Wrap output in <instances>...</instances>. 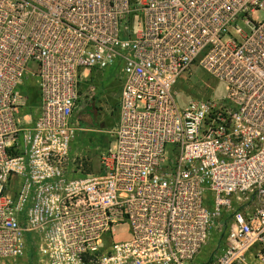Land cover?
I'll return each mask as SVG.
<instances>
[{
    "label": "built area",
    "instance_id": "obj_1",
    "mask_svg": "<svg viewBox=\"0 0 264 264\" xmlns=\"http://www.w3.org/2000/svg\"><path fill=\"white\" fill-rule=\"evenodd\" d=\"M0 264H264V0H0Z\"/></svg>",
    "mask_w": 264,
    "mask_h": 264
},
{
    "label": "rangeland",
    "instance_id": "obj_2",
    "mask_svg": "<svg viewBox=\"0 0 264 264\" xmlns=\"http://www.w3.org/2000/svg\"><path fill=\"white\" fill-rule=\"evenodd\" d=\"M257 18H261V15H257ZM196 68V67H195ZM111 72L107 73V76H110ZM112 83L111 80L107 79L105 82H103L102 87L105 88V85H110ZM212 84L211 78L208 74L205 72L201 71L200 69H194V75L189 76L185 75L177 84V88L180 90L179 93V100L184 101L186 95H191L192 97H197L199 99L201 98H207L211 95V92H206V85ZM27 85L25 84L24 87H22L21 92L23 95L28 96L29 104L31 106H34L37 104L39 96L38 92L36 91L35 88L33 87H26ZM87 86L85 85L84 88ZM193 88V89H192ZM97 99L99 97L97 96ZM115 103L113 101L112 107L114 108ZM82 119L83 122L86 126V128H91L95 127L98 129H105L112 127V125L115 124V118L113 114H110L109 111L107 112H102V111H94L90 112L87 110H84L82 113ZM93 138H95V143H99L97 146H101L103 143L102 139H100L99 136L90 134ZM102 147V146H101ZM97 151V150H96ZM98 156V151L96 152ZM98 166V162L94 163V168L96 169Z\"/></svg>",
    "mask_w": 264,
    "mask_h": 264
},
{
    "label": "crops",
    "instance_id": "obj_3",
    "mask_svg": "<svg viewBox=\"0 0 264 264\" xmlns=\"http://www.w3.org/2000/svg\"><path fill=\"white\" fill-rule=\"evenodd\" d=\"M95 138L90 134H78L77 138L74 140L70 157L71 158H84L86 160L85 170L86 173H92L94 171V163L98 162V156L96 150L93 148ZM75 177V176H72Z\"/></svg>",
    "mask_w": 264,
    "mask_h": 264
},
{
    "label": "trees",
    "instance_id": "obj_4",
    "mask_svg": "<svg viewBox=\"0 0 264 264\" xmlns=\"http://www.w3.org/2000/svg\"><path fill=\"white\" fill-rule=\"evenodd\" d=\"M113 126V125H112Z\"/></svg>",
    "mask_w": 264,
    "mask_h": 264
}]
</instances>
